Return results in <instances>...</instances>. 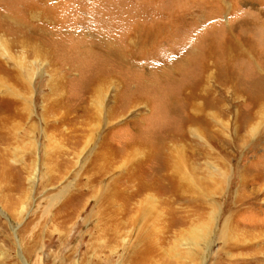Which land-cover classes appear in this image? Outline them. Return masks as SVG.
<instances>
[{"label": "rangeland", "instance_id": "rangeland-1", "mask_svg": "<svg viewBox=\"0 0 264 264\" xmlns=\"http://www.w3.org/2000/svg\"><path fill=\"white\" fill-rule=\"evenodd\" d=\"M0 29L32 111L16 137L0 135V264H143L135 229L110 244L95 198L78 196L103 146L116 175L136 140L149 161L136 183L171 188L156 168L165 143L202 189L189 199L153 188L128 205L159 215L158 264H264V0H0ZM209 74L197 103L211 130L197 121L190 134L187 96ZM70 131L83 135L72 152Z\"/></svg>", "mask_w": 264, "mask_h": 264}, {"label": "bare ground", "instance_id": "bare-ground-1", "mask_svg": "<svg viewBox=\"0 0 264 264\" xmlns=\"http://www.w3.org/2000/svg\"><path fill=\"white\" fill-rule=\"evenodd\" d=\"M6 19L7 18H5V20ZM7 22H10V20H8ZM3 32L1 33V29H0V58H10V60H14V62H16L15 64H13L11 68L3 69L2 64L4 63L0 60V72L2 71L3 73L7 74L6 77L0 74V135L2 137H8L9 139H11V138L16 137V131L22 125L21 122L24 119L29 118V116L32 113L31 108H30L31 101L27 98V96L25 97V92H22V90L20 89L21 87H23L22 88L23 90L26 89L30 91L31 81H29V79H27L25 75L22 73L21 69L23 68V66L21 69L19 67L21 63L18 62V60L15 57H13L11 53L9 52V46L7 45V39H5V33ZM19 40H21V38ZM23 42H26V41L23 40ZM32 49L34 48L32 47ZM210 78H211V74H209L208 76L203 75L201 81L197 84L195 88L191 89V92H189L187 96V101H189L190 106H191L190 112L194 114L193 115L194 120L192 118L193 126L190 127V132H191L190 134H195V130L193 131V129H194V124L197 121L198 122L200 121L202 123L203 125L202 127L205 128V130L206 129L208 131L211 130L210 111H208L207 106L201 107L199 103H197V99L200 96L199 93H197V90H200L201 88H205L204 90H206V87H207L206 83L207 81L210 80ZM101 89L102 88L100 86L93 88V90L95 91L97 95L96 97H98L99 99H100L99 94H101ZM88 114L90 113L87 112L86 116H88ZM80 117L81 116H78L77 118V121L79 122V125H80L78 129L84 130L85 129V119H80ZM82 117H85V115H83ZM86 119L87 120L90 119V122H92L91 118L87 117ZM67 124H68V121H67ZM30 129L33 130L34 125L30 126ZM75 130L76 129L74 128V130L72 131H75ZM71 133L72 132L70 131L68 133L65 132L64 134L69 142L67 144H69V146L71 147L70 152H72L73 150H78V147L81 146L82 144L81 138L83 137V135H73ZM24 134L25 133L23 132L22 135ZM205 143L207 144L208 148H210V141L205 139ZM147 147L148 146H146V144L143 145L141 143H138L136 140V142L128 148L129 150H126L124 153L122 152L123 155H120V158H122L120 160H123L122 166L125 167L126 171L122 173L117 172V174L115 175L116 172H113L115 170L111 169L112 161L115 160V156H113V153H111L110 150L108 149L106 150L105 147L103 146V150L101 149V151L99 150V152L95 154L94 161H92V164L90 166L91 170H93V173L88 178L87 180L88 183L86 182L85 184L86 186H88L87 187L88 189H84L86 190V192H81V195L79 192L78 196L82 197V196H85V194L86 195L88 194V195H91V197L95 198L96 210H97L95 217L97 218L99 225L100 223L103 225V227H101V225L98 226L99 227L98 232H100L99 234L100 238L106 237L107 239L111 241L110 244L116 243L119 237L121 236V233L127 228L132 227L135 229V232H136L134 247H136L137 249L139 247H142L141 250L144 252L146 256V261L143 264H158L154 259L157 257L160 258L162 253L160 252L159 249L157 250V248H159V245L155 244L158 242H156L155 240V235H157V232L154 229V225H156L155 224L156 222L158 223L159 218H160L159 215L154 214V213L151 214L149 209L148 208L146 209V207H142V210L141 208H139L138 211L133 210L134 208L128 209L129 208L128 205H131L132 200H134L136 197L143 196L147 191H152L153 188H155V183L157 182L156 180H153V181H148V182L139 181L136 183V181L138 180L137 173H139L137 172L138 171L137 168L138 167L140 168V165H142L143 163L145 165V163L149 162L148 157L145 156ZM161 147H162L161 149L162 157L160 156V158H162V161L161 160L160 161L162 163L160 165L158 164L157 165L158 167L156 168L157 169L161 168L160 170L162 172L161 177L171 183V188L169 187L170 189H167L168 190L167 193H170L173 197H188L189 199H193V198L198 199V197L202 196L201 195L202 189L194 188V183L199 181L198 178H196L198 175L194 177L193 175H189L188 172L184 171V169L186 168L182 166L180 157H177V155L175 154L176 147L171 148V146L169 147L165 143H163ZM121 150H118V151H121ZM204 155L209 160L211 157L210 150H206L204 152ZM154 157L156 156H153V158ZM206 165L208 166L207 169H211L210 164L207 163ZM140 169H142V167ZM109 173H110V176H109V183L107 184V188L106 187H100V188L96 187V184L102 183V180H101L102 177L105 174H109ZM209 173L210 171H208V174ZM119 176H122V178H120ZM133 184L136 185V188H133L132 191H130L129 189L133 187ZM122 186H125L126 188L125 187L122 188ZM167 190L165 188V191ZM156 191L157 193L159 192V194L165 192L164 190L160 191L159 189H156ZM121 196L125 200V201L121 200L125 202L124 203L125 205L122 204L123 205L122 207H120V205L117 204L118 200L121 199L120 198ZM107 247L111 248L110 245H107ZM105 248L106 246H101V244L99 245L100 251H105Z\"/></svg>", "mask_w": 264, "mask_h": 264}]
</instances>
